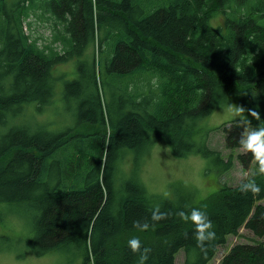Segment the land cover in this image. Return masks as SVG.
<instances>
[{
    "label": "trees",
    "instance_id": "16d2710c",
    "mask_svg": "<svg viewBox=\"0 0 264 264\" xmlns=\"http://www.w3.org/2000/svg\"><path fill=\"white\" fill-rule=\"evenodd\" d=\"M220 15L223 23L214 24ZM30 17L48 23L53 34L43 48L27 31ZM54 41L64 43L62 51ZM89 46L90 79L68 81L65 89L83 95L109 77L118 112L116 120L109 115L110 127L51 132L40 115L19 117L30 105L42 114L52 104L56 65L76 59L85 71ZM96 98L93 109L105 123ZM234 100L264 121V0H0V203L36 210L29 244L38 256L72 253L79 264H140L128 243L138 238L141 252L150 249L145 264H176L181 250L186 264H209L242 227L264 236V175L257 164L242 183L254 180L258 194L218 180V189L206 195L182 180L167 193H151L140 171L159 138L177 157L200 154L229 171L232 158L209 146L215 127L203 120ZM245 116L252 127L261 122ZM223 130L229 148L240 146V119ZM241 159L253 161L249 152ZM193 208L206 212L216 232L204 249L194 239L195 225L177 215ZM154 209L165 218L153 221ZM136 221L149 227L141 230ZM220 264H264V241L234 244Z\"/></svg>",
    "mask_w": 264,
    "mask_h": 264
},
{
    "label": "rangeland",
    "instance_id": "374dc122",
    "mask_svg": "<svg viewBox=\"0 0 264 264\" xmlns=\"http://www.w3.org/2000/svg\"><path fill=\"white\" fill-rule=\"evenodd\" d=\"M213 20L214 24L223 23L222 15ZM29 21L32 22V25L28 27L27 31L38 46L43 48L45 44L54 40L48 23L36 20V18L31 19V17ZM33 41L31 42L34 46ZM56 41L53 43L54 49L57 48L62 51L65 46L64 43L62 41L56 43ZM93 51L94 48L90 46L82 58L86 60V63H83L85 66L83 72L78 70L76 59L56 65L54 73L57 76V86L52 104L46 106L47 108L42 114L36 112L35 104L30 105L28 111L19 117L32 114L40 115L41 118L37 120L48 123V130L51 132H63L64 129L67 130L76 125L83 132H92L101 126L100 131L102 133L105 131L104 126L110 127L109 115L111 114L116 120L118 112L110 92L112 82L109 77H102L98 82L97 89L91 86L89 91L83 95H76L79 88L75 90L65 89V83L68 81L79 78L83 84L90 79L91 69L94 67ZM95 67L97 69V65ZM98 95L102 101L105 123L101 110H94L91 103L97 99ZM87 104L89 105L87 106ZM82 105L83 108H81ZM230 105H238V102L234 100L231 104L218 106L203 122L207 127H215L210 133L208 144L212 149L220 151L225 159L232 158L231 169L226 172L218 171L215 163L200 154L191 153L177 157L167 142L163 138H159L150 153L144 158L140 171V177L149 192L167 193L172 182L182 180L197 187L203 195H206L218 189L217 180L221 183L237 186L252 176L254 160L247 165L241 159V154L245 151L240 146L229 148L226 144V133L223 126L228 121L240 119L231 114ZM13 124L14 122L11 121L10 126ZM39 126H34L33 129H37ZM2 130L6 131L7 127H3ZM106 133L109 141L113 130L108 128ZM126 167L130 168L129 165ZM118 182L121 183L122 179L118 178ZM259 202H264V199ZM35 213L36 210L29 203H0V264H79L80 261L74 263L72 253H47L42 256L34 253L30 247L29 239L33 236ZM255 241H264V236H256L252 231L242 227L237 235H230L227 242L218 247L216 257L209 264H220L234 244ZM176 264H186L184 250L177 254Z\"/></svg>",
    "mask_w": 264,
    "mask_h": 264
},
{
    "label": "clouds",
    "instance_id": "9594fccd",
    "mask_svg": "<svg viewBox=\"0 0 264 264\" xmlns=\"http://www.w3.org/2000/svg\"><path fill=\"white\" fill-rule=\"evenodd\" d=\"M229 110L234 117L240 118L243 131L240 134L239 145L242 150L252 154L254 162L257 164V173L264 175V121H261V115L259 111L254 109H245L242 105H230ZM247 115L254 118L257 121H261L257 126L252 127L251 121L245 116ZM241 191L253 194L260 193V187L255 181H247L241 184ZM177 215L185 221L190 220L195 225L194 239L197 242V246L204 249L206 244H210L216 238V232L212 221L208 218L206 212L201 211L199 208L191 209L190 213L180 211ZM165 218V214L161 213L159 209L152 211L151 219L153 221H159ZM135 226L141 230H146L149 225L147 222H134ZM129 247L134 253H140V264H145L148 259L150 249L144 248L141 252V242L138 238H132L129 240Z\"/></svg>",
    "mask_w": 264,
    "mask_h": 264
},
{
    "label": "crops",
    "instance_id": "0c3cea01",
    "mask_svg": "<svg viewBox=\"0 0 264 264\" xmlns=\"http://www.w3.org/2000/svg\"><path fill=\"white\" fill-rule=\"evenodd\" d=\"M90 47V46H89ZM92 47V46H91Z\"/></svg>",
    "mask_w": 264,
    "mask_h": 264
}]
</instances>
